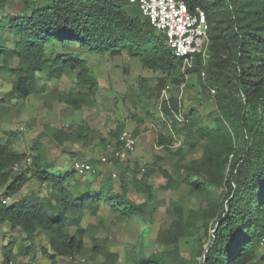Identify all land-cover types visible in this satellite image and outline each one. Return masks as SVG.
Here are the masks:
<instances>
[{
	"label": "trees",
	"instance_id": "16d2710c",
	"mask_svg": "<svg viewBox=\"0 0 264 264\" xmlns=\"http://www.w3.org/2000/svg\"><path fill=\"white\" fill-rule=\"evenodd\" d=\"M8 1L0 0V77H11V89L1 101L23 102L47 82L76 72V92L65 94L61 101L79 110L87 97L99 91L98 77L85 55L135 58L144 69L160 73L159 87L166 83L182 86L186 75H194L203 90L214 91L215 109L208 114L209 124H200L193 108L182 122L188 132L187 145L194 148L204 141L205 147L200 158L181 169L178 178L196 193L222 190L217 202L201 213L207 240L198 264H264V254L258 261L255 257L264 239V0H185L190 11L200 8L206 16L209 47L205 65L199 57L191 61L176 57L138 6L126 0H23L21 13L5 15L3 6ZM73 45L81 52L72 51ZM201 73L206 80H201ZM159 108L173 120L163 129L174 132V118L181 115V106L176 98H168ZM72 128L65 132L45 126L31 140L28 155L16 149L17 132L0 135V224L24 236L23 244L10 242L1 248L4 261L19 264L17 259L25 258L26 264H37L36 239L43 236L47 248L40 247L39 253L47 264L85 253L99 259L96 264H116L120 256L111 244L90 235L91 227H81L84 212L95 217L106 206L121 218L142 220L150 211L154 191L138 175L142 171H146L144 176L151 175V165L130 170L114 160L120 170L118 189L110 176L94 188L71 164L63 165L59 158L41 153L40 143L46 137L61 144L68 139L83 143L98 139L106 146V140L86 124ZM157 141L166 147L172 143L162 135ZM16 164L19 169L13 171ZM31 181L45 194L14 199ZM129 192L142 195L145 201L136 202ZM7 196L12 201L5 205L2 199ZM175 209V219L158 241L171 248L150 255L139 253L136 264H190L176 245L181 237H193L197 228L192 219L184 222L180 208Z\"/></svg>",
	"mask_w": 264,
	"mask_h": 264
},
{
	"label": "rangeland",
	"instance_id": "374dc122",
	"mask_svg": "<svg viewBox=\"0 0 264 264\" xmlns=\"http://www.w3.org/2000/svg\"><path fill=\"white\" fill-rule=\"evenodd\" d=\"M22 9L23 0H11L3 6V14L16 15L21 13ZM71 50L81 52L75 45L71 46ZM84 57L95 70L99 91L87 97L85 104L79 110H74L61 101V97L63 98L65 94L74 95L76 92L77 89L74 87L76 72L66 73L58 81L47 82L23 102L1 101L3 94L11 89V77L2 75L0 135L8 131L17 132L19 135L17 149L28 155L32 152L31 140L42 132L45 126L71 132L73 125L86 124L106 140V146L100 145L98 139L90 143L68 139L61 144L51 137H46L40 143L41 153L48 158H59L66 166L74 161L89 162L94 165L95 172L82 174V180L90 182L94 188H97L103 179L110 176L115 188L118 189L120 170H116L113 163L101 164L99 159L104 155L107 145H115L116 138L122 132L132 133L136 137L134 153L127 160L120 162V165L130 170L136 166L142 170L145 165H151L153 170L151 175L144 176L146 171L138 175V178H142L154 191V202L150 204L152 206L150 211L144 219L138 220L121 218L117 213L103 206L95 217L84 212L81 227H91L90 235L106 239L111 244V250L120 256L116 264H136L139 253L150 255L154 251H161L164 247V249L171 248L160 245L158 241L175 219L177 206L182 211L184 222L192 219L197 231L193 237L179 238L176 249L190 264H198L207 240L205 228L202 227L204 219L201 213L209 210L217 202L222 190L213 189L212 193L206 194L196 193L178 178L181 169L200 158L205 147L204 141H200V144L194 148L187 145L185 139L188 132L182 122L183 116L193 108L199 114L200 124L210 123L208 114L215 109L211 97L212 89L203 90L199 78L194 75H186V83L182 86L175 87L166 83L165 86L159 87L158 80L162 77L160 73L144 69L137 59L125 55H85ZM207 60L208 58L203 65ZM15 65L16 61L11 63L12 67ZM200 77L203 81L207 79L204 73H201ZM168 98H176L182 108L181 115L178 114L174 118L177 121L176 130L171 133L165 131L163 126L168 127L173 120L164 117L159 108L162 100ZM146 113L152 114L153 118H149ZM113 133H116V136ZM159 135L171 140V145L166 147L158 144ZM31 193H40L42 196L45 191L36 182L31 181L14 196V199ZM128 196L136 202L145 201L142 195L133 192H129ZM23 239L20 230H11L6 223L0 224V250L10 242L13 246L23 244ZM85 243L88 247L90 243L88 236L85 238ZM40 247L47 248L43 236L36 239V263L47 264L39 253ZM262 254H264V246H259L255 256L256 261ZM76 257L83 258L85 264H96L99 260L90 253ZM26 260L21 258L17 259V262L26 263ZM253 263L250 261L246 264Z\"/></svg>",
	"mask_w": 264,
	"mask_h": 264
},
{
	"label": "built area",
	"instance_id": "2783aa9c",
	"mask_svg": "<svg viewBox=\"0 0 264 264\" xmlns=\"http://www.w3.org/2000/svg\"><path fill=\"white\" fill-rule=\"evenodd\" d=\"M129 4L137 5L142 17L150 26L161 33L167 47L172 53L186 61L199 57L204 63L208 58L209 26L206 16L200 8L192 12L188 9L185 0H126ZM214 93L213 90H211ZM136 137L130 132H122L114 146L107 145L104 155L99 159L101 164H110L114 160L123 161L134 153ZM25 162L29 163L30 158ZM77 174H93L95 167L89 162L74 161L71 164ZM19 169V164L13 167V171ZM12 201L11 196L2 199V203L8 205ZM260 246H264V239ZM0 264H15L13 261H4L0 253ZM26 264V263H19ZM59 264H85L83 258L67 257Z\"/></svg>",
	"mask_w": 264,
	"mask_h": 264
},
{
	"label": "crops",
	"instance_id": "0c3cea01",
	"mask_svg": "<svg viewBox=\"0 0 264 264\" xmlns=\"http://www.w3.org/2000/svg\"><path fill=\"white\" fill-rule=\"evenodd\" d=\"M15 132V131H14ZM16 149H17V145H16ZM18 150V149H17ZM19 151V150H18Z\"/></svg>",
	"mask_w": 264,
	"mask_h": 264
}]
</instances>
